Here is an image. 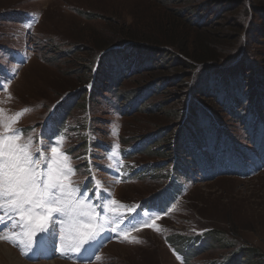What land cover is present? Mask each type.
I'll use <instances>...</instances> for the list:
<instances>
[{
  "label": "rangeland",
  "instance_id": "1",
  "mask_svg": "<svg viewBox=\"0 0 264 264\" xmlns=\"http://www.w3.org/2000/svg\"><path fill=\"white\" fill-rule=\"evenodd\" d=\"M163 1L0 0V121L7 123L22 112L13 126L25 130V139L33 138L35 155L49 137L60 141V151L71 157L75 170L70 176L73 186L89 189L85 197L77 192V198L97 206L102 225L97 227L96 239L84 246L88 251L62 254L59 225L53 230L49 224L50 231L37 233L29 247L26 238L21 241L13 235L19 228L5 216L8 222L0 225V235L11 236L16 243L0 240V247L13 250L19 264H262L264 169L242 171L234 162L218 163L214 158L212 179V174H203V156L188 146L178 150L172 171L174 159L166 157L171 156L174 136L184 129L177 130L168 117L179 104L173 96L177 90L140 100L139 108L134 106L136 111L127 116L115 108L119 102L122 108L133 101L134 95L126 99V94L138 90V82L145 77L140 73L101 98L84 95L83 85L91 87L87 82L94 68L92 59L106 44H119L124 30L156 32L165 12L188 8L186 0H178L176 6ZM202 14L220 28L233 23L232 15L218 19ZM8 16L24 22H11ZM228 35L233 41L237 38L234 32ZM81 44L86 47L78 51L75 47ZM251 44L245 49L261 56L256 68L264 71V41ZM121 97L125 99L119 101ZM218 116L229 135L247 145L242 139L245 126L223 112ZM159 124L168 131L146 150L143 140ZM133 145L140 152L125 157L124 150H132ZM159 149L162 158L155 156ZM45 155L50 156V150ZM170 171L169 180L163 179ZM162 188L163 206L179 198L173 208L165 215L140 210L141 202L154 203L159 196L149 198ZM112 200L117 202L112 205L115 212L107 210ZM100 204L105 205L103 211ZM144 221L152 226H141ZM43 245L49 246L50 255L43 253Z\"/></svg>",
  "mask_w": 264,
  "mask_h": 264
},
{
  "label": "trees",
  "instance_id": "2",
  "mask_svg": "<svg viewBox=\"0 0 264 264\" xmlns=\"http://www.w3.org/2000/svg\"><path fill=\"white\" fill-rule=\"evenodd\" d=\"M177 1L169 0L175 6L179 5ZM186 4L188 8L185 10L176 9V12L170 9L171 13L165 12L156 32L124 30L118 39L119 44H106L105 49L92 59L94 68L87 82L91 87H87L86 83L83 85L86 87L84 95L91 99L101 98L124 80L140 73L145 77L138 82V90L126 94V99L134 95L133 101L122 103V108L119 102L115 108L127 116L136 111L140 100L145 101L159 92L177 90L173 96L179 104L168 117L177 130L184 129L179 136H174L170 146L171 156L166 157L174 159L172 171L177 167L178 150H186L188 146L203 156V174H212V179L214 158L218 163L234 162L242 171L263 170L264 71L256 68L260 65L261 56L245 48L258 39L264 41V0H186ZM239 7L241 10L237 11ZM197 13H201L196 18L198 20L194 19ZM202 13L218 19L232 15L233 23L227 22L225 28H220L217 22H207L208 18ZM8 18L11 22H24L13 16ZM229 32L236 34L238 43L237 38L234 41L230 39ZM84 47L81 44L75 48L79 51ZM124 99L121 97L119 101ZM163 105L164 102L155 106L154 112ZM65 112L68 114L69 110ZM222 112L245 126L246 136L242 139L247 145L237 143V138L229 135L218 116ZM156 128L154 133L148 132L143 140L146 141L143 146L146 150L168 131L162 124ZM167 148H162V151ZM124 151L128 158L140 152L134 145L132 150ZM162 151L159 149L155 156L162 158ZM152 152L149 153L154 155ZM172 171L163 179L169 180ZM164 189H159L149 198L152 200L159 196L154 203L162 213L177 200L175 198L163 206ZM194 239L199 240L200 237ZM261 263L264 264V259Z\"/></svg>",
  "mask_w": 264,
  "mask_h": 264
},
{
  "label": "snow or ice",
  "instance_id": "3",
  "mask_svg": "<svg viewBox=\"0 0 264 264\" xmlns=\"http://www.w3.org/2000/svg\"><path fill=\"white\" fill-rule=\"evenodd\" d=\"M21 115L22 112H17L7 123L0 121L3 128L0 132V225L12 221L19 228L13 235H18L21 241L26 238L29 247L37 233L50 231L49 224L53 230L59 225L61 253H78L82 248L86 252L88 249L84 246L96 239L97 227H102L97 206L77 198V192L85 197L89 189L81 191L73 186L70 176L75 170L71 167V157L60 151V141L53 142L49 137L47 144L35 149L39 155L34 154L33 138L25 139V130L13 126ZM48 150L50 156L45 155ZM116 203L112 200L107 210L115 212L112 205ZM98 207L101 211L105 209L104 204ZM141 226L152 225L144 221ZM124 236L128 239L127 232ZM0 240L16 243L11 236L0 235ZM22 254H26L23 249Z\"/></svg>",
  "mask_w": 264,
  "mask_h": 264
},
{
  "label": "bare ground",
  "instance_id": "4",
  "mask_svg": "<svg viewBox=\"0 0 264 264\" xmlns=\"http://www.w3.org/2000/svg\"><path fill=\"white\" fill-rule=\"evenodd\" d=\"M9 247V246H8ZM48 245H43V253L50 255V249ZM14 251L3 247H0V264H19L17 260L14 259ZM17 256V255H16ZM55 263V262H54Z\"/></svg>",
  "mask_w": 264,
  "mask_h": 264
}]
</instances>
